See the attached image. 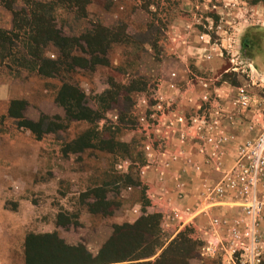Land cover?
I'll list each match as a JSON object with an SVG mask.
<instances>
[{"label":"rangeland","instance_id":"rangeland-1","mask_svg":"<svg viewBox=\"0 0 264 264\" xmlns=\"http://www.w3.org/2000/svg\"><path fill=\"white\" fill-rule=\"evenodd\" d=\"M22 10L23 16L33 11L51 16L58 35L72 41L67 49L71 57L90 59L83 36L102 32L110 42L105 57L99 55L104 63L73 66L57 44L38 37L45 32L15 28L14 13ZM44 61L56 63L52 76L42 74ZM0 85H10L15 97L0 100V154L16 162L37 157L40 143L48 158L61 159L56 171L46 161L39 178L32 175L40 165L31 164L32 187L23 192L19 181L9 185L8 208L17 210L19 202L29 200L34 210L25 209L32 217L28 236L56 234L68 246L82 245L97 256L119 225L110 217L123 213L120 195L129 185L140 186L144 145H155L161 134L157 130L165 128V118L158 123L151 117L158 96L168 106L167 116L178 108L186 115L185 103L198 112L220 107L225 121L235 116V125L241 133L245 130L237 147L258 135L264 122V0H90L82 7L53 0H0ZM222 87L229 97L218 93ZM240 94L251 98L249 108L237 103ZM84 140L110 144L114 152L94 162L90 151L77 147ZM122 145L129 146V156ZM128 159L131 166L120 171L118 164ZM8 167L0 162V173ZM19 167L11 171L16 178L23 174ZM55 172L61 174L59 189L51 180ZM0 184L7 187L5 181ZM39 184H44L41 190ZM98 184L108 185L105 198L114 215L91 212V188ZM141 201L147 213L148 201ZM187 230L192 233L190 228L181 233ZM160 231L164 250L172 241ZM17 238L9 236L7 242L16 248L9 263L26 264V243L22 254ZM200 243L188 264H222L220 257L203 256ZM240 260L238 256L236 263Z\"/></svg>","mask_w":264,"mask_h":264},{"label":"crops","instance_id":"crops-1","mask_svg":"<svg viewBox=\"0 0 264 264\" xmlns=\"http://www.w3.org/2000/svg\"><path fill=\"white\" fill-rule=\"evenodd\" d=\"M11 89L12 87L10 85H0V100L10 101L15 99ZM217 91L223 97H229L230 92H227L224 87ZM184 105L188 107L186 110V116L188 118L193 117L197 119L204 114L203 111H193L192 103H185ZM181 113L182 110L178 108L175 112L170 113L169 117ZM235 120V116L231 121L222 119V124L228 129V134L231 137L234 136L236 141H233L231 138L230 143L224 148L225 155L223 158V165L219 170L215 163L207 165L204 163V158L198 155L196 149L197 141H192L193 136L196 134L195 128L186 130L190 136L189 140L192 142H189V144L184 147L179 143L178 134L170 135L167 128L160 130L159 133L161 134L156 136L157 147H155L154 157L145 158L146 163L143 166H138L141 168L139 172L140 177H138L139 179L137 180L140 186L133 187L129 185V187L125 189L122 195H120L122 198L121 201L119 200L122 208H120V210H122L123 213L120 214L118 218H110L119 225L136 223L144 213V206H142L141 200L145 198L148 201V205H146L148 209L147 213H155L162 216V235L166 237L167 241L174 240L182 231L190 228L192 230V238L199 242H203L208 239V234H211V220L213 218L226 216L233 219L240 215L243 216V211L239 209L232 210L227 206L225 200L212 199L209 194V189L214 187L221 180L224 169L230 168L234 163L236 158V147L238 145L237 142L239 138L240 140L243 138L241 137L242 135H245V130L243 129L241 133L239 126L235 125ZM164 137H166L167 140H165ZM158 142L161 143L160 146ZM37 145H40L36 146L39 149L37 157H28L29 159L25 157L18 162H16L13 157L0 154V162L9 166L6 172L0 173V181H5L7 183V187L0 184V264H10L9 260L11 259L9 258L14 255L13 252L16 249L15 245L7 243L9 236L13 237L14 241L18 236V242L16 243L19 244V250L23 254V246L26 243L32 223V217L27 215L28 213L25 209L31 210L32 208V210H34V204L29 200L19 202L17 210L9 209L7 206L8 193L5 191L9 192V185H12V183L16 181L20 182L23 192H27V190L32 187L29 177L32 175L30 173L31 164L41 166L36 168L32 175L39 178L42 166H44L46 161L53 164V171L57 170V163L61 161V159L48 158L45 153L41 152L44 146L40 143ZM86 150L92 153L90 155L94 162L101 159L103 157L101 155H110L109 152L102 151L94 146ZM188 156H192L189 157L192 164L187 163L185 158ZM197 164L202 166L201 172L194 169L193 165ZM16 166H20L19 168L23 171L22 176L18 178L11 173V171H16ZM128 167L127 169H129ZM52 178L51 180L52 182L54 181L56 189H59L60 187L58 184L61 182V174L55 172V176H52ZM39 180L41 181L42 179ZM44 184L43 186L39 184L38 189L41 190ZM98 188L104 190L109 187L106 184H98L92 186L91 191ZM19 195H22V192H20ZM46 234L47 233L43 231L38 235ZM8 251H11V254H8ZM226 263L227 260L224 262L222 261V264Z\"/></svg>","mask_w":264,"mask_h":264},{"label":"built area","instance_id":"built-area-1","mask_svg":"<svg viewBox=\"0 0 264 264\" xmlns=\"http://www.w3.org/2000/svg\"><path fill=\"white\" fill-rule=\"evenodd\" d=\"M171 88L175 89V85L172 84ZM160 97L158 96L159 102L155 106L156 112H153L152 119L160 123V119L165 118L163 127L168 129L170 135L178 134L182 147L197 141V153L204 158V163H215L219 170L223 165L224 148L231 141V136L222 124L224 110L220 107L212 112L203 110L204 114L197 119L188 118L185 114L169 117L165 113L168 106L164 107V98ZM203 100L207 104L209 97L205 96ZM237 103L247 109L251 105V98L240 94ZM114 119L118 120V115ZM141 121L146 122V118L141 117ZM192 128H195L196 134L191 141L186 130ZM157 131L160 132L159 129ZM155 147L156 141L155 145L154 142L144 145L146 159L154 157ZM189 157L192 156L185 159L188 164H192ZM129 164V160H124L117 168L120 171L127 170ZM193 167L198 172L202 171L200 164ZM209 194L212 199L225 200L230 209L243 211V216L233 219L226 216L213 218L211 234L202 242V255L220 257L223 262L227 260L226 264H237L238 256L241 257L242 264H260L264 256V252H261L264 249V241L261 239L264 221V122L254 139L237 147L234 163L230 168L224 169L221 180L209 189Z\"/></svg>","mask_w":264,"mask_h":264},{"label":"trees","instance_id":"trees-1","mask_svg":"<svg viewBox=\"0 0 264 264\" xmlns=\"http://www.w3.org/2000/svg\"><path fill=\"white\" fill-rule=\"evenodd\" d=\"M53 1L60 5L77 7L86 5L87 1L90 2V0ZM7 4L8 6L11 5L10 2ZM22 12L24 11L14 13L15 28L20 31L27 28L28 31L25 30V32H45L43 36L38 37L40 39L43 37V41L47 40L57 44L64 59H71L73 66L78 63L80 67L88 65L95 67L104 63L99 55L105 57L106 47L109 46L110 42L108 36L102 32L93 31L83 36L89 51L88 54L91 56L90 59L71 57L72 55L67 49L69 42L71 44L72 41L58 35L57 32L59 31L50 15L48 17L44 11H33L23 16ZM44 62L47 63V66L45 67L43 64L45 72L43 70L42 74L52 76L56 69V63ZM92 146L109 153L114 152L110 144L108 146L95 145L86 140L78 144L77 147L80 151H84ZM122 147H126L127 154L125 156H129V146L122 145ZM105 194L103 189L98 188L93 191L92 197L96 200L92 206L94 209L90 208L93 214L114 215V212L110 210L109 202H106ZM161 218L162 216L159 214L149 215L144 212V216L134 224L115 226L113 235L104 244L97 256H93L82 245L68 246L56 234L30 235L26 240V264H188L199 253L198 249L201 243L194 240L191 236L192 233L190 234V231L187 230V232L180 233L168 247L162 250ZM151 258L155 259L151 260ZM145 259L148 261H141Z\"/></svg>","mask_w":264,"mask_h":264}]
</instances>
